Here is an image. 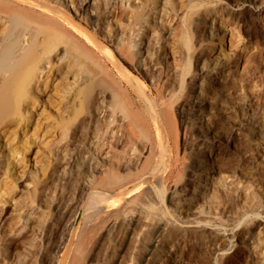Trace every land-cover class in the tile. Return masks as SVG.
<instances>
[{
	"label": "rangeland",
	"instance_id": "374dc122",
	"mask_svg": "<svg viewBox=\"0 0 264 264\" xmlns=\"http://www.w3.org/2000/svg\"><path fill=\"white\" fill-rule=\"evenodd\" d=\"M43 1L88 30L90 43L58 11L47 13L48 26L74 36L43 25L47 33L58 31L60 49L72 43L82 56L87 81L79 86L91 84L93 97L89 87L87 93L96 110L90 104L92 111L48 136L58 111L41 107L36 138L29 136L33 129L28 134L34 150L25 171L17 169L10 180L0 172V264H264V0H170L182 10L172 22L176 39L150 28L146 48L133 49L127 16L145 0ZM20 6L24 13L14 9L23 17L40 12ZM169 13L165 24L174 16ZM108 135L114 137L108 154L116 155L109 175L93 168L110 161L91 154ZM22 137L18 131L9 146L1 140L0 154L10 164L8 150H22ZM205 177L215 186L230 179L242 188L255 205L248 220L232 219L230 210L219 219L206 217L190 193L203 189ZM90 192L100 196L91 200ZM219 194L225 199L229 191Z\"/></svg>",
	"mask_w": 264,
	"mask_h": 264
},
{
	"label": "bare ground",
	"instance_id": "6f19581e",
	"mask_svg": "<svg viewBox=\"0 0 264 264\" xmlns=\"http://www.w3.org/2000/svg\"><path fill=\"white\" fill-rule=\"evenodd\" d=\"M1 1H3V0H1ZM1 1H0V3H1ZM4 1H7L6 4L4 2L5 5L4 4H3V6H1L2 4L0 5V150L2 149L1 140H4L6 142V144L9 146L11 143L9 141V139L11 137L15 136V134L18 131H22V134H23L22 139L24 141V144L22 146L23 147L22 150H17L14 148V146H11L8 150L9 155L15 161V165L10 164V162H7L6 157L4 158V155L0 154V172L4 173V178H3L4 180L5 179L10 180V178L12 177V172H14V171L16 172L17 169H19V170L21 169L20 172L25 171L23 168V165L28 160V156H30L33 153L34 146L32 145V143H34V142H32V141L28 142L27 138L29 136H31L32 138L36 136V131L40 125V119L37 118V116H41L44 113V109L39 112L41 107L46 108L45 106H47V107L50 106V108L51 107L55 108L56 112L58 111L57 112L58 117L56 118V120H54V122L52 121L53 123L50 124L48 126V128H46L47 130H46L45 134H47L48 136H51L52 133L59 131V130L64 132V130L66 129L68 124L72 123V121H74V119H77L84 111L87 112L93 104H92V101L90 100L91 98L89 99V96L92 95L91 94V88H90L91 86L89 87L90 83L88 84V86H86L87 84L85 85L86 88L85 87L84 88L86 90L82 87L80 88L81 85L79 86V83L81 84V82L84 79L86 80V78H87V77L85 78V75H84L85 74L84 66L81 67L82 63H81L80 58H82V56L79 57L78 55H76L78 52L75 48L71 47L73 45L72 43H71V46L68 45L71 49L67 48L68 46L65 44H64V46H66V48H63V50L60 49L61 48L60 44H62V43H60L61 40L57 37V35L59 36V34H58L59 30L58 29H60L59 33L63 34V32H64L63 35L68 36L67 38L70 37V34L73 31L69 32L70 29L68 31L67 28H61L60 27L61 24H59L60 26L58 25L60 28H58V27L56 28L57 25H54L53 27L50 26L51 25L50 22H52L50 20H52V19L50 18V16H48L47 13L57 12L58 10H56V8H54L53 6L51 7V5H49L48 2L43 1V0H37L36 2L31 1V0H20L21 2H17V3L12 1V0H4ZM58 1L61 2L62 0H58ZM129 1L130 0H126V2H129ZM169 1L170 0H156V1H151V2H153V4L149 5L151 2L149 3V0H145L144 3H142V2L140 3L141 5L139 6V8H135V10L132 9L131 11L134 10L133 12L129 11L131 14H128L130 16H127L129 18V21L127 24L128 35L126 34L127 35L126 38L129 39L128 45H130V48L133 49L136 46L137 47L141 46L142 48H146L145 46H147L149 44L148 42L151 39L150 38L151 35H148V34H150V33H148L150 31V28H154L155 30L156 29L160 30L161 33H163L165 36H166V34H170V32H171V35L175 33V32L172 33V29L174 28V30H175L177 27L175 28V23H173V25H174V27H173L172 22H176L174 20H175V17L178 16L177 13H181L182 10L175 4L174 1H171V2H169ZM12 2H14V3H12ZM24 3L31 5V6H33V8L39 9V11H40V12H38L39 14L38 13L36 14V12H33V11H30V13L28 14L27 12H29V11L26 12V9H25L26 14H24V15H26L27 17L29 15V18L32 21H35V22H33V23H35L33 25L27 21L26 22L24 21L23 18H25L26 16L23 17L22 14H21V16L23 18L20 16V13L21 12L24 13V10L22 9L23 6L22 7L20 6L21 8H19L18 5H23ZM105 3H107V2H105ZM108 3H111V0ZM10 4H12L13 7H11ZM87 4H89V3H87ZM91 4H93V3H91ZM14 5L16 6L15 7L16 9H20L22 11L19 13L18 10L14 9ZM114 5H116V4L114 3ZM85 6L87 7V5H85ZM8 7L13 8L14 10H11V8H8ZM102 7H104V6H102ZM90 8H91V6H90ZM96 8L97 7H95L94 9H96ZM123 8L121 7V9H119L121 21L124 20V14H127V12L125 13V8L124 9ZM10 10L13 12L15 10L18 11L19 15L16 13H14V14L11 13ZM58 12H57V15L59 17H61L66 22L65 23L66 26L68 24L69 26L72 27V29L76 30L78 33L83 35L86 43L91 42L87 29L85 31L80 26L78 27V25H75V23H74V25H75L74 26L73 22L71 20L72 18L70 19L68 16L64 15L63 13H60V10ZM168 12H170V13H169L168 17L166 16L167 18L171 17L172 14L174 15L172 18H170L171 21H169V19H168L169 22L166 20L167 21L166 24L169 25L168 26L169 30H167V28H166L167 26L165 24V15ZM184 13H186V11ZM82 17H84V16H82ZM120 19H119V21H120ZM183 20H184V18H183ZM85 21H87V20L85 19ZM56 22L52 23V24H56ZM98 22H100V21H98ZM40 23H41V25H39ZM49 23H50V25H49L50 28H56V30H58L56 33L53 31L55 29H53V30L49 29V31L51 30L52 33H54V34L56 33L55 34L56 37L54 34H51L50 32L47 33L48 30L46 31V29L49 28V26H48ZM86 23H88V22H86ZM122 23H124V22H122ZM45 24L48 26L47 28L43 27V25L46 26ZM95 26H96V31H97V25H95ZM95 26H93V27L95 28ZM62 27H64V25H62ZM67 31L69 33H67ZM176 32H177V30H176ZM229 33H230V40L229 41L231 43L234 35H232V31H230ZM123 34H124V32H123ZM62 36H61V38H62ZM71 36H74V35L71 34ZM124 36H125V34H124ZM139 36H140V38L136 39V37H139ZM74 38L75 37L70 38V39L72 40ZM173 38H175V37L173 36ZM66 39L63 38L62 41H64V43H66V44H69L71 40L69 41V39H68L66 41ZM76 39L77 38L74 39L73 43H75ZM120 39H122V38H120ZM175 39H174V41H175ZM123 41L125 43V40H123ZM76 43H78V45L80 44L79 41H76ZM86 43L84 46L87 47ZM118 43H119V41H118ZM124 43H121V45H123ZM155 43H156V41H155ZM175 43H176V41H175ZM81 44L82 45L79 48L82 50L85 49V51H87L86 49H88V48H85L83 46V43H81ZM112 44H115V43H112ZM121 45H120V49H121ZM124 45L123 46L126 47V44H124ZM118 46L119 45H117V47ZM115 47H116V45H115ZM79 48H78V51L80 50ZM72 49L73 50L75 49L76 51H72ZM104 49H105L106 53L112 58L113 57L112 52H110V50H108L105 47H104ZM129 51H130V49L128 50V52ZM74 52H76V53H74ZM146 53H148V52H146ZM87 55L88 54H86V56ZM175 55L176 54H174V56ZM129 56H130V53H129ZM92 57H93V55H92ZM174 58H173V61L175 64V62L177 61L178 58H176V59H174ZM177 65H176V67H177ZM176 69H180V68H176ZM87 71H89V70H87ZM179 72H180V70H179ZM90 78H89V81H90ZM83 82H85V81H83ZM87 87H89L90 89ZM88 89L90 90V93L88 92L90 95L87 93ZM92 97H93V95H92ZM93 99H95V98H93ZM252 99L255 100L256 97L251 96V100ZM101 101L100 102L98 101V102L101 103ZM95 102H97V101H95ZM103 102H104V100H103ZM90 104H91V106H90ZM93 108L95 109V107H93ZM92 109H90V110L92 111ZM97 109L101 115L102 110H101L100 105H99V107H97ZM168 114L167 115L164 114V115L169 116L170 114L169 115ZM129 117H131V116H129ZM45 119L48 120L49 116ZM84 120L85 119H83V121ZM80 122H82V121H80ZM83 124H84V122H83ZM139 124H140V122H139ZM77 125H79V124H77ZM168 125H170V123ZM137 127H139V126H137ZM116 128H118V127H115V129ZM31 129H33V132L28 136ZM172 129H173V127H172ZM171 132H173V131H171ZM110 133H112V136L117 135L115 130H112V132L110 131ZM104 137L105 136L102 137L103 141H100L98 138V143L93 147L91 154L97 156L96 158H98V159H101V160L103 159V160H107V161L109 160L110 161L109 167H107V166L104 167L105 166V165L103 166L104 163L99 164V162H98L97 164L99 166L102 165L103 167H99L95 163H92V164H95L94 166H96L95 169L93 168L94 166L92 168H93V171H95V172H98V171L103 172L105 170V172L109 175V172H113V167H114V162H115L111 158V157H113L112 156L113 154L112 153H110L111 155L108 154L110 152V149L112 148V147L109 148L112 145L111 143L113 142L111 139L114 137H112L110 139L112 141L111 143L109 140V138H110L109 135L107 136V138L106 137L104 138ZM116 139H118V138H116ZM104 141H106V142H104ZM95 142H94V144H95ZM109 143L111 145H109ZM115 156L113 157V159L115 158ZM110 174L114 175L113 173H110ZM112 178H114V177H112ZM226 179H224L223 181H226ZM201 180L206 183L205 186H202L203 189L200 190L198 188H194L191 191L190 190L191 188H190L189 190H190V193L193 196V198H195L197 201L202 203L203 213H206V214H204L206 217H209L211 219H219L222 217V215L225 213V211L230 210V213L229 212L228 213L231 214L232 219H236V220L247 219L248 220V216H249L248 213L253 208H255V205L253 203L254 200H250L247 193H245L242 188H239L234 183H231L229 181L230 179L228 181H226L225 183H223L222 185H220V183H219L218 186L214 185L215 182H213L214 184L209 183V180L206 177L201 178ZM12 182H14V181L11 180V183ZM4 183H5V181L1 182L0 184L4 185ZM87 185L89 188H91L92 186H94V181L88 182ZM193 186H191V187L193 188ZM198 186H200V185L198 184ZM220 190L223 192L229 191V195L226 196L224 199V197H222L219 194ZM186 193L188 194V192H186ZM89 194H90L89 197L91 200H97V198L100 196L99 193H95V192L94 193L90 192ZM1 195H3V194H0V198H1ZM91 200H88V201H91ZM3 203H5V202H3ZM0 212H2V211H0ZM257 215H260V214L258 213ZM3 218H4V216L2 217V220H4ZM248 222H251V221H248ZM251 224H252L251 226H253V227L256 226V224L254 222H252Z\"/></svg>",
	"mask_w": 264,
	"mask_h": 264
},
{
	"label": "water",
	"instance_id": "95a60500",
	"mask_svg": "<svg viewBox=\"0 0 264 264\" xmlns=\"http://www.w3.org/2000/svg\"><path fill=\"white\" fill-rule=\"evenodd\" d=\"M71 244H72V238H71V240H70V242H69V245H68V248H67V250H66V253L69 251V248H70Z\"/></svg>",
	"mask_w": 264,
	"mask_h": 264
}]
</instances>
